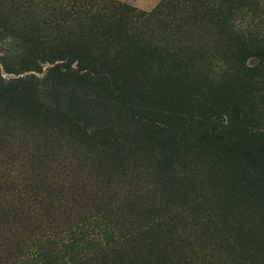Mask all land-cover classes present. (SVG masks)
I'll use <instances>...</instances> for the list:
<instances>
[{"label":"trees","instance_id":"trees-1","mask_svg":"<svg viewBox=\"0 0 264 264\" xmlns=\"http://www.w3.org/2000/svg\"><path fill=\"white\" fill-rule=\"evenodd\" d=\"M195 29L216 31L217 44ZM2 43L24 64L2 61L6 73L51 67L42 83L0 68V134L24 124L41 144L142 160L169 193L203 175L229 200L264 204L258 0H165L151 13L116 0H0ZM93 97L114 103L129 131L90 129L78 114Z\"/></svg>","mask_w":264,"mask_h":264},{"label":"rangeland","instance_id":"rangeland-1","mask_svg":"<svg viewBox=\"0 0 264 264\" xmlns=\"http://www.w3.org/2000/svg\"><path fill=\"white\" fill-rule=\"evenodd\" d=\"M116 1L151 13L165 0ZM195 32L217 44L216 31ZM8 47L0 44L2 77L42 83L49 64L42 73L4 71L2 61L24 66ZM94 97L78 117L127 133L125 114ZM27 130L0 134V264H264V204L229 200L203 175L169 193L142 160L41 144Z\"/></svg>","mask_w":264,"mask_h":264}]
</instances>
